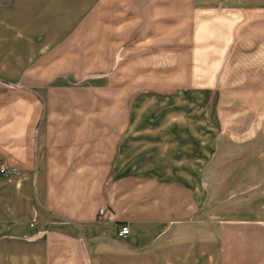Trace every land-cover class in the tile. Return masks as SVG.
<instances>
[{
  "label": "crops",
  "instance_id": "crops-1",
  "mask_svg": "<svg viewBox=\"0 0 264 264\" xmlns=\"http://www.w3.org/2000/svg\"><path fill=\"white\" fill-rule=\"evenodd\" d=\"M94 10L96 69L102 46L127 45L134 107L161 113L105 116L100 104L90 116L88 104H40L35 89L25 101L26 85L20 104L0 96V167L19 169L0 176V264H264V188L217 203L201 176L217 171V121L200 114L218 104L224 155L264 158L244 148L264 141V0H0V91L64 73L60 46Z\"/></svg>",
  "mask_w": 264,
  "mask_h": 264
},
{
  "label": "rangeland",
  "instance_id": "rangeland-1",
  "mask_svg": "<svg viewBox=\"0 0 264 264\" xmlns=\"http://www.w3.org/2000/svg\"><path fill=\"white\" fill-rule=\"evenodd\" d=\"M97 20L98 12L97 10H94L88 16L87 22L84 26L74 31L72 37L73 43L60 46V48H62L61 53H65L66 57L69 59V62L65 67L66 69L63 70L64 73L58 74L56 77L51 78V80L42 77L40 83H36V85L29 84L31 83L29 81L36 79L33 77L19 78L18 80H23V83L15 81L6 84L9 91H0L2 99L8 98L7 103L5 104H20L17 102L18 94H16L15 90L22 89L21 87L26 85V88H24V90H26L24 93L26 96L25 101H29L31 98L28 96V91L35 89L37 91L35 93L36 96L38 95V91H40V104H88L87 110L89 111L90 116L100 115L102 111L100 110V104H104L103 115L105 116L114 117L120 115V117H128L160 115V104H158L156 108L148 109L147 112L146 110L143 112V109L134 107L140 94L129 91V82L134 78L128 76V70L131 65H135L139 68L140 63L128 60L129 56L126 53L127 45L121 46L118 52H116V55L114 53L115 46L111 43L102 46L100 50L103 52L99 55L100 57L101 55L102 57L105 56V60L104 62H98L104 64L106 69H96L95 64L98 60L97 37L103 35L102 30L97 29ZM241 21L242 19L237 21V27L233 30L236 37L233 44L239 42L238 40L241 37V29L239 28ZM109 37L110 40H112L113 35L109 34ZM187 46L190 45H186V47ZM235 46L236 45H233L234 49ZM153 47V49L157 48L156 46ZM233 47H231L229 51H232ZM254 47L255 46L249 45L248 50ZM148 50L150 51V49ZM114 57H116V59H114L115 64H113V61H107V58L113 59ZM255 59H257V56ZM176 63L177 62H170L169 66H173ZM152 64L153 69H161L160 61L152 62ZM240 64H242V62L236 61L238 67H241ZM107 66L110 67V69H108ZM115 73L120 76L114 77ZM112 84L121 85V92L113 93L112 86H109ZM114 99L117 101L116 104H113V102H116ZM217 106L218 104H213V106L200 110L202 116H205L206 118H216L214 119V122L217 121L216 137L218 138L216 157L217 171L213 173H201V176L206 180L205 183L207 186L209 183L208 178H210L211 185L216 187L218 204H232L240 201L244 198V195L247 197L246 194L249 195L264 188V173L239 171L240 168H242L241 165L245 164L244 162L247 161L250 164H263L264 158H262L261 161L259 157H247L244 155L241 157L237 155L238 151L232 156L224 155L225 149L229 148V146L226 148L224 146L225 140L221 135L224 127L221 123L222 120L218 118L219 110ZM240 111L241 115L244 117L253 116L254 112H261V110L255 111L250 108H244ZM189 112H191V110H189ZM192 114L194 115L195 113L192 112ZM171 115H178L176 107L172 109ZM257 127L264 130V125ZM232 130L233 128H230L229 131ZM247 142L248 144L244 147L247 153L250 149L256 150L264 147V141L258 142V140H255ZM230 148L232 149L231 146ZM230 148L227 152L231 150Z\"/></svg>",
  "mask_w": 264,
  "mask_h": 264
},
{
  "label": "built area",
  "instance_id": "built-area-1",
  "mask_svg": "<svg viewBox=\"0 0 264 264\" xmlns=\"http://www.w3.org/2000/svg\"><path fill=\"white\" fill-rule=\"evenodd\" d=\"M19 173V169L16 166H1L0 167V176L11 177L17 175ZM106 208L102 207L99 210L100 218L102 219L105 215ZM129 233V227L127 225H122L120 228V235L126 236Z\"/></svg>",
  "mask_w": 264,
  "mask_h": 264
}]
</instances>
